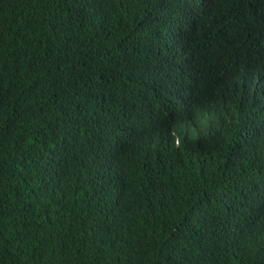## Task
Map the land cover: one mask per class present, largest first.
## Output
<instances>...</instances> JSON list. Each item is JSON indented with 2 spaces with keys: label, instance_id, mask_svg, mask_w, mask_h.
<instances>
[{
  "label": "trees",
  "instance_id": "16d2710c",
  "mask_svg": "<svg viewBox=\"0 0 264 264\" xmlns=\"http://www.w3.org/2000/svg\"><path fill=\"white\" fill-rule=\"evenodd\" d=\"M0 264H264V0H0Z\"/></svg>",
  "mask_w": 264,
  "mask_h": 264
}]
</instances>
